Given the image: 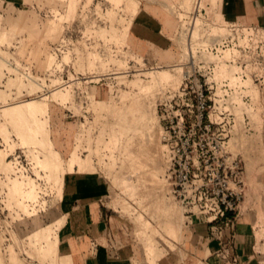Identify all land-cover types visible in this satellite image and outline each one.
I'll list each match as a JSON object with an SVG mask.
<instances>
[{"label": "rangeland", "instance_id": "1", "mask_svg": "<svg viewBox=\"0 0 264 264\" xmlns=\"http://www.w3.org/2000/svg\"><path fill=\"white\" fill-rule=\"evenodd\" d=\"M16 1L0 0V66L4 63L0 68L1 186L12 177L9 192L5 197L0 195V206L6 203L14 215L12 230H5L4 223L0 226L3 239L12 232L11 242H0V264H14L17 256L21 264H58V229L66 210L59 204L60 197L70 189L92 185L108 188L112 205L136 223L141 242L148 244L153 239L154 245L147 248L149 253L161 254L175 247L176 242H183L188 223L185 208L172 194L166 171L162 173L168 185L166 196L175 200L183 213L178 234L163 227L162 214L147 211L115 181L121 169L124 139L120 137L111 146L107 141L111 128L118 124L122 92L129 90L133 95L138 91L134 80L146 84L151 81L147 71H174V64L185 56L184 33L179 37L181 24L197 8L198 0H191L190 7L182 0H135L137 9L129 7L130 0ZM199 17L215 30H222L226 24ZM5 33H9L7 39H3ZM166 89L158 91L152 100L161 132L158 102ZM33 97L46 98L47 106L36 114L44 125L30 138L27 132L20 133L21 118H6L2 108ZM108 103L111 107L107 109ZM247 105L251 120L247 126L238 120L230 143L245 160L244 204L256 208L260 235L264 236L263 185L257 180L264 166H253L264 159L263 102ZM27 118H23L24 131H28L29 123L24 122ZM18 154L23 166L10 165L8 161ZM166 160L165 154L162 161ZM18 169V174L26 173L24 181L17 178ZM19 181L21 186L16 187ZM30 181L34 182L32 195L25 187ZM22 195L28 198L27 203ZM121 198L133 208L126 209L118 201ZM26 205L29 214L24 219L19 213ZM139 210L150 225L140 220Z\"/></svg>", "mask_w": 264, "mask_h": 264}, {"label": "built area", "instance_id": "2", "mask_svg": "<svg viewBox=\"0 0 264 264\" xmlns=\"http://www.w3.org/2000/svg\"><path fill=\"white\" fill-rule=\"evenodd\" d=\"M199 16L205 18L203 7L194 8L181 24L179 37L183 32L186 45L180 63L183 75L177 86L160 96L158 112L168 160L166 175L172 194L185 208L187 222L204 219L220 224L236 218L245 198L246 163L230 139L238 120L245 126L251 120L247 104L263 102L264 30L228 22L218 31L203 24L200 33L194 34ZM13 158L10 165L23 164L20 154ZM18 170L17 178L24 181L26 173L18 174ZM11 178L0 184V195L9 192ZM20 211L24 219L29 214ZM13 216L6 203L0 206V226L4 223L5 230L13 229ZM8 233L5 240L0 236L4 240L0 242H11L12 232Z\"/></svg>", "mask_w": 264, "mask_h": 264}, {"label": "crops", "instance_id": "3", "mask_svg": "<svg viewBox=\"0 0 264 264\" xmlns=\"http://www.w3.org/2000/svg\"><path fill=\"white\" fill-rule=\"evenodd\" d=\"M202 5L210 22H240L264 30V0H203ZM262 133L264 146V129ZM253 166H264V159ZM257 177L264 194V169ZM110 196L105 185H92L70 189L60 197L66 210L62 216L59 211L64 221L58 229V264H264L258 212L245 200L233 221L194 219L187 223L183 242L151 254L147 250L151 242L138 239L136 223L112 205Z\"/></svg>", "mask_w": 264, "mask_h": 264}, {"label": "bare ground", "instance_id": "4", "mask_svg": "<svg viewBox=\"0 0 264 264\" xmlns=\"http://www.w3.org/2000/svg\"><path fill=\"white\" fill-rule=\"evenodd\" d=\"M182 1L190 7L191 0ZM202 4L203 0H198L197 7L202 6ZM129 7L137 9L138 3L135 0H130ZM2 20L3 14L0 12V23ZM202 25V19L198 17L193 28L194 34L200 33ZM15 26L16 24L13 27ZM16 27L14 29H16ZM14 29L9 32L14 31ZM8 35L9 33H5L3 39H7ZM182 40L181 37V41ZM181 59L179 58L178 62L174 64V71L169 68L147 71L150 73L151 81L146 84H143L138 79L134 80L133 83L138 86V91L133 95L129 90L122 92L123 103L117 114L118 124L111 128L110 139L107 141L111 146V143H116L120 137L124 139L121 147V169L116 173L115 181L119 183L139 205L147 209V211H152L153 214L155 213L157 216L162 214L161 216L163 217L160 221L162 220L164 224L163 227L165 226V229H168L167 231H171L173 234H178L181 229L183 213L180 205H178L175 200L169 199L166 196L168 185L165 179L162 178V173H164L167 169L166 167H168V160L165 162L162 161L166 154V152H164L165 147L161 145V136L163 132H161L158 126L156 108L152 105V100L158 91L160 92L168 87H175L179 84L184 71L183 66L180 64ZM2 65L4 66V63ZM2 65L0 68H2ZM57 92L59 91L56 90V93ZM130 94L132 95L131 98L129 97ZM129 98L130 100H128ZM46 106V98L41 100L33 97L9 103L5 105L2 110L6 118L9 117L8 119L21 118V123L18 125L20 133L25 135L27 132L30 138H34L42 125H44V121L42 123V121L37 119L36 114L42 110L44 111ZM110 107L111 104L108 103L107 109ZM25 116L30 117L27 118V121L24 119L25 123H29L28 131H24L23 129V118ZM54 154L52 148L50 152L52 158ZM85 158L86 157H84V159ZM8 166L10 165L8 164ZM20 184V181L15 183L16 187L21 186ZM27 191L31 195L34 193L33 181H30ZM118 201L125 206L126 209L133 208V205L129 203L126 198H121ZM27 207L28 205L25 206V210L29 212V208ZM137 215L146 225H150V221L146 219L141 210L138 211ZM150 242L152 247L154 245L153 239H151ZM148 246L150 248L149 244ZM13 261L14 264H21V258L18 256Z\"/></svg>", "mask_w": 264, "mask_h": 264}]
</instances>
